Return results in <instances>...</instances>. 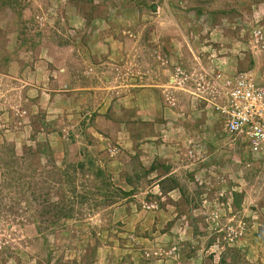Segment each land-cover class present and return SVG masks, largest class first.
<instances>
[{"label": "rangeland", "instance_id": "1", "mask_svg": "<svg viewBox=\"0 0 264 264\" xmlns=\"http://www.w3.org/2000/svg\"><path fill=\"white\" fill-rule=\"evenodd\" d=\"M239 71L264 0H0V264H264V161L196 89Z\"/></svg>", "mask_w": 264, "mask_h": 264}, {"label": "built area", "instance_id": "2", "mask_svg": "<svg viewBox=\"0 0 264 264\" xmlns=\"http://www.w3.org/2000/svg\"><path fill=\"white\" fill-rule=\"evenodd\" d=\"M210 75L196 81L198 98L215 108L230 136L264 161V82L248 71Z\"/></svg>", "mask_w": 264, "mask_h": 264}, {"label": "trees", "instance_id": "3", "mask_svg": "<svg viewBox=\"0 0 264 264\" xmlns=\"http://www.w3.org/2000/svg\"><path fill=\"white\" fill-rule=\"evenodd\" d=\"M15 2H16V0H15ZM18 2L19 1H17V4H18ZM11 4H13L12 2H10ZM25 43L24 42H22L21 43V45H24ZM4 60H8V57H5L4 58ZM48 152H50L49 154L51 155L52 154V148H50L49 147V151ZM45 154V153H44ZM8 155H9V158H11V154L10 153H8ZM46 155V154H45ZM47 156V158H50L48 155H46ZM51 159V158H50ZM82 166H83V164H81V163H79L78 165H77V167H81L82 168ZM95 176H97V177H99V176H102L103 177V172L100 170V169H98L97 170V172L95 173ZM107 186H109V185H107ZM32 189V188H31ZM125 195H129V192H126L125 193ZM235 196H237V194H235ZM238 204H240V203H238ZM237 204V205H238ZM53 207H54V209H57L58 211L57 212H60V214L61 215H58V217H67V218H69L68 217V215H66V214H64V213H62L63 211H66V208L63 206V209H61L60 210V207H61V205L59 206V207H56L54 204L52 205Z\"/></svg>", "mask_w": 264, "mask_h": 264}, {"label": "water", "instance_id": "4", "mask_svg": "<svg viewBox=\"0 0 264 264\" xmlns=\"http://www.w3.org/2000/svg\"><path fill=\"white\" fill-rule=\"evenodd\" d=\"M154 10H156V7H154Z\"/></svg>", "mask_w": 264, "mask_h": 264}]
</instances>
